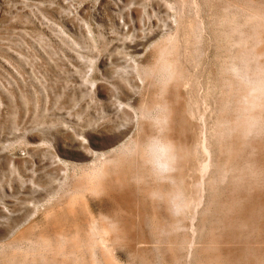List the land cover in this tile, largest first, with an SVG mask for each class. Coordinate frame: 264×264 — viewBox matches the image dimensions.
Listing matches in <instances>:
<instances>
[{
  "label": "rangeland",
  "instance_id": "rangeland-1",
  "mask_svg": "<svg viewBox=\"0 0 264 264\" xmlns=\"http://www.w3.org/2000/svg\"><path fill=\"white\" fill-rule=\"evenodd\" d=\"M263 12L264 0H0V264H264V110L247 137L226 125L245 89L228 68L264 37ZM165 44L171 79L156 72ZM160 131L180 142L178 214L145 163Z\"/></svg>",
  "mask_w": 264,
  "mask_h": 264
},
{
  "label": "bare ground",
  "instance_id": "bare-ground-1",
  "mask_svg": "<svg viewBox=\"0 0 264 264\" xmlns=\"http://www.w3.org/2000/svg\"><path fill=\"white\" fill-rule=\"evenodd\" d=\"M186 2V1H185ZM185 4V3H184ZM180 8V7H179ZM182 10V9H181ZM248 11V10H247ZM252 11V10H251ZM255 11V10H254ZM257 11L258 10H256V13H257ZM182 12V11H181ZM255 13V14H256ZM259 13V12H258ZM261 13V12H260ZM259 13V14H260ZM264 13V12H263ZM252 14V13H251ZM254 15V14H253ZM257 15V14H256ZM255 15V16H256ZM261 15H263L262 13H261ZM223 16V15H222ZM258 16V15H257ZM256 16V17H257ZM264 17V16H263ZM255 18V17H254ZM253 18V19H254ZM259 17H257V19H258ZM226 20V19H225ZM259 20V19H258ZM257 20V21H258ZM260 20H263L261 17H260ZM259 20V22L261 23V22H264V21H260ZM224 21V20H223ZM240 21V20H239ZM257 21H256V23H257ZM252 22V21H251ZM247 24V23H246ZM255 24V23H254ZM257 24H259V23H257ZM232 25V24H231ZM251 25H253V24H251ZM245 26V25H244ZM255 26V25H254ZM260 27V26H259ZM256 28H258L257 26H256ZM255 28V29H256ZM263 28H264V26H263ZM236 29V28H235ZM262 30V29H261ZM237 31V30H236ZM257 31V30H256ZM238 34V33H237ZM248 35V34H247ZM262 35V34H261ZM256 37H258V36H256ZM254 38V41H252V43H254V45L252 46V48H253V50L250 48V51H249V49L247 48V51H246V49H245V54L243 53V51H242V54H244L243 56L244 57H242L240 54V56H241V60L239 61V62H241L240 63V65H233V66H231V68H228V69H230L229 71L231 72H233V74H231V75H234L233 77H235L236 76V78H237V80L239 79L240 80V82H239V84H238V82H237V80H236V83L238 84V85H240L241 87H242V85L243 84H245V87H244V85H243V87L242 88H245V89H243L244 91H243V93L242 92H240V95L238 94V92L239 91H242L240 88H239V91H236L237 92V94L239 95V97H240V99H238V102L240 103V105L239 104H237L236 102V100L237 99H235V105H239V106H236V107H239L240 108V110H239V108H237L239 111H238V113L237 112H235L234 114H235V116H236V113H237V115L238 116H236V119L235 118H233V117H230L231 118V121L234 119L235 121H230L229 120V124L227 123L226 125H228V130L229 131H238V133H241L243 136L245 135L246 137H247V134H250L251 132H254L256 129H257V127H260V126H262L264 123H262V125H259V122L260 121H258L259 119L258 118H261L260 120H262L263 119V115L262 116H259V114H260V111H261V113L263 114V111L262 110H264V62H262V60L264 59V46L262 45V44H264L263 42L261 43V38H262V40H264L263 38L264 37H258V38H260L259 40H257V42L255 41L257 38ZM169 38H172V37H169ZM248 38V37H247ZM174 39V38H173ZM227 40V39H226ZM242 41V40H241ZM165 42V41H164ZM260 43V44H257L256 45V43ZM170 43H172V42H170ZM244 43H245V41H244ZM251 43V44H252ZM168 44H165L163 47H161L160 48V50H159V52H158V61H157V64L155 65L156 66V68L154 67V70L156 69V72L157 73H159V74H161V76L163 77V78H169V79H171V78H173L172 76H173V74L174 73H176V71L174 70V68H175V66H173V64H174V62L172 63L171 61L172 60H170L169 58H168V50H170V49H168L167 50V48H169L168 46H167ZM172 45V44H171ZM246 45V44H245ZM244 45V46H245ZM261 46V48H260V46ZM162 46V45H161ZM247 46V45H246ZM251 46V45H250ZM174 47V46H173ZM248 47V46H247ZM254 47H256V48H254ZM246 48V47H245ZM258 48H260V49H258ZM260 50V52L258 51V50ZM174 50V49H173ZM256 50V51H255ZM261 50H263L262 52H261ZM173 53V52H172ZM170 54V53H169ZM174 57V56H173ZM172 57V58H173ZM234 58V57H233ZM243 58H244V60H243ZM225 61H226V59H225ZM260 61V62H259ZM250 62L252 63V62H254V66L253 67H251L252 65H253V63H252V65H250ZM177 63V62H176ZM175 63V64H176ZM232 64V63H231ZM238 64V63H237ZM174 67V68H173ZM252 68V69H251ZM158 70V71H157ZM150 71V70H149ZM148 71V72H149ZM152 71V70H151ZM147 75V74H146ZM176 76L175 77H177V74H175ZM227 75V74H226ZM171 76V77H170ZM150 77V76H149ZM153 77V76H152ZM234 80V79H233ZM160 81H163L162 79L160 80ZM245 82V83H243V82ZM234 83V82H233ZM233 83H232V85H233ZM240 83H243V84H240ZM159 84V83H158ZM160 84H163V83H160ZM164 84H165V82H164ZM233 87V86H232ZM234 90H235V88H234ZM163 91V90H162ZM164 92H165V90H164ZM235 92V93H236ZM227 93V92H226ZM229 93H230V91H229ZM233 93V92H232ZM234 93V94H235ZM242 93V94H241ZM157 95V94H156ZM238 95L236 96V97H238ZM233 96V95H232ZM235 97V98H236ZM234 98V97H233ZM163 99V98H162ZM224 99H226V98H224ZM229 99V98H228ZM232 100V99H231ZM165 101V100H164ZM161 103V102H160ZM154 104V103H153ZM169 104V103H168ZM233 104V103H232ZM157 105V104H156ZM166 105H167V103H166ZM152 106H154V105H152ZM170 106V105H169ZM148 107V106H147ZM143 108V107H142ZM157 108V107H156ZM158 108H159V110H158ZM157 108V110L159 111V114L158 115H156L155 116V120H154V122L156 121V125H158L157 124V122L158 123H166V121H167V115H168V109L166 110V108H165V105L163 106V105H161V106H159ZM154 109V108H153ZM171 109H172V107H171ZM236 109V110H237ZM143 110V109H142ZM175 110V109H174ZM235 110V111H236ZM145 111V110H144ZM147 111V110H146ZM145 111V112H146ZM156 111V110H155ZM149 112V113H148ZM152 112V111H151ZM150 112V110L149 111H147L146 112V115H147V113H148V115L151 113ZM167 112V113H166ZM172 112V111H171ZM257 112H258V116H256L257 115ZM153 113V112H152ZM151 113V114H152ZM142 114V113H141ZM172 114L173 113H171L170 115L172 116ZM224 114V113H223ZM145 115V116H146ZM154 115V114H153ZM169 116V115H168ZM149 117V116H148ZM147 117V118H148ZM170 117V116H169ZM223 118V117H222ZM149 119V118H148ZM151 119V118H150ZM228 119V118H227ZM152 120H153V118H152ZM170 120H172L171 118H170ZM222 120V119H221ZM150 122V121H149ZM170 122V121H169ZM169 122H167L168 124H169ZM223 122H225V121H223ZM226 122H228V120H226ZM232 123V124H231ZM159 124V125H160ZM260 124H261V122H260ZM155 125V126H156ZM159 125H158V127H159ZM167 125V124H166ZM222 125V124H221ZM230 125V126H229ZM164 126V125H163ZM169 126V125H168ZM222 126H224V125H222ZM157 128V127H156ZM161 128H162V124H161ZM164 128V127H163ZM166 129V132H168V130H167V127H165ZM171 128V127H170ZM169 128V129H170ZM260 129V128H259ZM258 129V130H259ZM163 129H161V131H162ZM224 130H225V128H223V131L222 132H224ZM227 130V131H228ZM257 130V132H259ZM262 130H263V128H262ZM160 131V132H161ZM264 131V130H263ZM164 132V131H163ZM221 132V133H222ZM256 132V131H255ZM173 133V132H172ZM225 133V132H224ZM231 134V133H230ZM233 134V133H232ZM257 134V133H256ZM168 135V134H167ZM222 135H224V134H222ZM236 134H234V136H235ZM180 136V135H179ZM251 136V135H250ZM264 136V135H263ZM165 138H169V139H171V141L175 144V147H176V161H177V158H178V156H179V154H180V152H179V149L181 150V147H180V142L178 143L177 141H175L172 137H170V136H164ZM231 137V136H230ZM229 137V138H230ZM233 137V136H232ZM239 137V136H238ZM249 137V136H248ZM244 138V137H243ZM251 138V137H250ZM237 139V138H236ZM238 139H240V137L238 138ZM255 139V138H254ZM180 141V140H179ZM136 142V141H135ZM239 143V142H238ZM244 143V142H243ZM241 144V143H240ZM249 144H250V142H249ZM130 145V144H129ZM137 145V144H136ZM136 145L135 144H132V145H130L131 146V148H132V146H133V148L134 149H136ZM129 147V146H128ZM251 147V146H250ZM131 148H130V150H131ZM133 148H132V150H133ZM241 148V147H240ZM144 149V148H143ZM236 149V148H235ZM128 150V149H127ZM131 150V151H132ZM226 150V149H225ZM136 152V151H135ZM140 152H141V149H140ZM252 152V151H251ZM144 153V152H143ZM252 154H253V152H252ZM251 154V155H252ZM120 155V154H119ZM123 155H125V154H123ZM122 155V156H123ZM127 156V155H126ZM145 157V156H144ZM143 158V157H142ZM181 158H183L182 156H181ZM229 158V157H228ZM233 158V157H232ZM133 160V159H132ZM178 161H179V159H178ZM110 162H111V160H110ZM248 161H246V163H247ZM232 163V162H231ZM230 163V164H231ZM245 163V164H246ZM251 163V162H250ZM176 164H177V162H176ZM242 164H244V163H242ZM244 164V165H245ZM249 164V163H248ZM251 165V164H250ZM250 165H249V167H250ZM102 166V165H101ZM106 166V165H105ZM104 166V167H105ZM190 166V165H189ZM219 166V165H218ZM245 166H247V164L245 165ZM245 166H243L244 168H247V167H245ZM253 166V165H252ZM257 166V165H256ZM177 167V166H176ZM226 168H227V165L225 166ZM235 167V166H234ZM238 167V166H237ZM243 167H241V168H243ZM99 168V167H98ZM225 168V169H226ZM244 168L241 170L242 172H244L245 170H244ZM104 169V168H103ZM224 169V170H225ZM237 169H239V168H237ZM252 169V168H251ZM98 170V169H97ZM218 170V169H217ZM227 170V169H226ZM231 170V169H230ZM229 170V171H230ZM234 170H236V169H234ZM250 170V169H249ZM262 170V169H261ZM100 171V170H99ZM101 171H103V170H101ZM140 171V170H139ZM247 171V170H246ZM97 172V171H96ZM183 172V171H182ZM217 172V171H216ZM232 172V171H231ZM234 172V171H233ZM137 173V172H136ZM237 173H238V171H237ZM260 173V172H259ZM258 173V174H259ZM262 173V172H261ZM102 174V173H101ZM114 174V173H113ZM134 174V173H133ZM132 174V175H133ZM231 174H233V173H231ZM241 174V173H240ZM243 174V173H242ZM248 174V173H247ZM88 175H89V173H88ZM97 175V174H96ZM100 175V174H99ZM138 175V174H137ZM152 175V174H151ZM244 175V174H243ZM95 176V175H94ZM105 176V175H104ZM142 176H144L143 175V173H142ZM181 176V175H180ZM182 176H183V174H182ZM224 176V175H223ZM96 177V176H95ZM101 177H103V174L101 175ZM100 177V178H101ZM133 177H134V175H133ZM136 177V176H135ZM252 177V176H251ZM87 178H88V176H87ZM89 178H90V176H89ZM88 178V179H89ZM140 178H142V177H140ZM182 178V177H181ZM256 178V177H255ZM104 179V178H103ZM135 179V178H134ZM138 179V178H137ZM235 179V178H234ZM249 179V178H248ZM254 178H252V180H253ZM257 179H260V177L258 178L257 177ZM127 180V179H126ZM141 181V180H140ZM139 181V182H140ZM216 181V180H215ZM260 181V180H259ZM212 182V181H211ZM230 182V181H229ZM237 182V181H236ZM240 182V181H239ZM144 183V182H143ZM168 183V182H167ZM169 183H170V186L169 187H164V185L162 186V187H160L159 186V188L158 187H156V189H154L153 191H152V194L155 196V197H159V199L160 200H162V201H164V202H166L167 203V205L169 206V208L172 210V204H173V202L179 207V209H180V211H182V209H184V207L188 204V202H187V200H186V198H185V195H184V193L183 192H185V191H183L182 190V188H181V186H180V183L178 182V180L174 177V176H171L170 177V179H169ZM182 184V183H181ZM242 185V184H241ZM255 185V184H254ZM183 186V185H182ZM234 186H235V184H234ZM262 186V185H261ZM164 188H166V189H164ZM76 189V188H75ZM72 192V191H71ZM81 195V194H80ZM187 196V195H186ZM189 196V195H188ZM154 197V198H155ZM174 197H178V199H176L175 201L173 200V198ZM156 198V199H157ZM71 199V198H70ZM195 201V200H194ZM262 202V201H261ZM194 203V202H193ZM192 203V204H193ZM195 204V203H194ZM189 206V205H188ZM170 210V211H171ZM179 211V212H180ZM171 212H173V211H171ZM250 212V211H249ZM256 212V211H255ZM241 219V218H240ZM233 222V221H232ZM264 223V222H263ZM173 224V223H172ZM244 224V223H243ZM112 227V226H111ZM110 227V228H111ZM261 227V226H260ZM113 228V227H112ZM116 228V227H115ZM253 228V227H252ZM240 229V228H239ZM259 229V228H258ZM215 230V229H214ZM109 231V230H108ZM116 231V230H115ZM235 232V231H234ZM213 233V232H212ZM218 235V234H217ZM238 241V240H237ZM258 242V241H257ZM254 243V242H253ZM257 244H259V243H257ZM256 245V244H255ZM260 246V245H259ZM257 247H258V245H257ZM262 248V247H261ZM251 252V251H250ZM260 252V251H259ZM261 253V252H260ZM221 254V253H220ZM258 254V253H257ZM256 254V255H257ZM222 255V254H221ZM261 255V254H260ZM152 257V256H151ZM252 257L253 256H251V258H250V260L252 259ZM255 257V256H254ZM259 257V256H258ZM261 257H263L262 255H261ZM218 258H219V256H218ZM257 260H258V258H257V256L255 257ZM208 259V258H207ZM250 260H248L249 261V263H250ZM256 260V261H257ZM260 260H261V258H260ZM214 261V260H213ZM216 261V260H215ZM220 262V261H219ZM218 262V263H219ZM251 262H254V260L252 261L251 260ZM146 263V262H145ZM233 263V262H232ZM213 264V263H212ZM222 264V263H221ZM250 264H254V263H250ZM257 264V263H256ZM259 264V263H258ZM263 264V263H262Z\"/></svg>",
  "mask_w": 264,
  "mask_h": 264
},
{
  "label": "clouds",
  "instance_id": "clouds-1",
  "mask_svg": "<svg viewBox=\"0 0 264 264\" xmlns=\"http://www.w3.org/2000/svg\"><path fill=\"white\" fill-rule=\"evenodd\" d=\"M146 166L150 169L153 178L160 183L168 182L176 171V147L169 138L161 133L152 137L144 145ZM178 197H174L175 201ZM172 211L178 214L180 209L173 202Z\"/></svg>",
  "mask_w": 264,
  "mask_h": 264
}]
</instances>
